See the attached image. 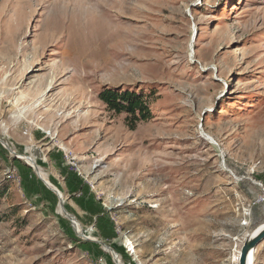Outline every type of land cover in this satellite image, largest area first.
I'll return each instance as SVG.
<instances>
[{
    "label": "rangeland",
    "instance_id": "1",
    "mask_svg": "<svg viewBox=\"0 0 264 264\" xmlns=\"http://www.w3.org/2000/svg\"><path fill=\"white\" fill-rule=\"evenodd\" d=\"M0 141V264H238L264 224V0H0Z\"/></svg>",
    "mask_w": 264,
    "mask_h": 264
},
{
    "label": "trees",
    "instance_id": "2",
    "mask_svg": "<svg viewBox=\"0 0 264 264\" xmlns=\"http://www.w3.org/2000/svg\"><path fill=\"white\" fill-rule=\"evenodd\" d=\"M142 93L129 91H103L100 100L109 111L115 114H126L136 121H147L151 118L149 103Z\"/></svg>",
    "mask_w": 264,
    "mask_h": 264
},
{
    "label": "water",
    "instance_id": "3",
    "mask_svg": "<svg viewBox=\"0 0 264 264\" xmlns=\"http://www.w3.org/2000/svg\"><path fill=\"white\" fill-rule=\"evenodd\" d=\"M1 144L4 146V148L8 149V146L6 144H4L3 142H1ZM11 153L14 154L13 152H11ZM29 166H31V165H29ZM31 167L33 168V166H31ZM34 171L38 175V171L36 169V166L34 168ZM46 186H48V185H46ZM53 192L57 195V197L59 199V205H60V209H61L62 213L70 221V223L73 227L75 221H74L72 216H70L69 214H67L64 211L60 194L56 191H53ZM73 229H74L75 233H77V230L74 227H73ZM256 230H257V232H255ZM256 230L254 231L255 233L253 232L250 236H248L244 240V242L240 248V251H239L238 264H252V262H251L252 255L254 254L258 245L264 240V224L259 226Z\"/></svg>",
    "mask_w": 264,
    "mask_h": 264
},
{
    "label": "bare ground",
    "instance_id": "4",
    "mask_svg": "<svg viewBox=\"0 0 264 264\" xmlns=\"http://www.w3.org/2000/svg\"><path fill=\"white\" fill-rule=\"evenodd\" d=\"M53 21H54V20H53ZM50 82H51V81H50ZM50 84H51V83H50ZM207 138L209 139V141H212V139H210L208 136H207ZM23 159H24L29 165L33 166V161H32L29 157L24 156ZM33 168H34V166H33ZM37 171H38V170H37ZM41 175H42L41 172L38 171V176H39L40 178L42 177ZM44 183H45L46 185H48L47 182L44 181ZM255 232H257V230H256ZM255 232H254V233H255ZM251 262H253V255H252V258H251Z\"/></svg>",
    "mask_w": 264,
    "mask_h": 264
}]
</instances>
